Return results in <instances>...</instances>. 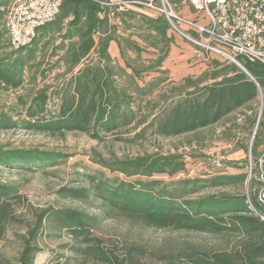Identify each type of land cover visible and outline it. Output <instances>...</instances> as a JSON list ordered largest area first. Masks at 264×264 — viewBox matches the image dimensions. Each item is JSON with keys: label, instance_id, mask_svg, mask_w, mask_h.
<instances>
[{"label": "trees", "instance_id": "1", "mask_svg": "<svg viewBox=\"0 0 264 264\" xmlns=\"http://www.w3.org/2000/svg\"><path fill=\"white\" fill-rule=\"evenodd\" d=\"M105 1L109 0H63L58 14L38 27L31 44L14 49L6 26L11 0H0V87L20 88L28 80L35 81L38 74L45 77L65 67L58 72L62 82L53 92L43 87L29 100H21L28 119H13L0 112V129L19 127L54 134L80 131L101 140L102 133L143 125L138 136H145L149 129L173 136L208 127L246 106L253 113L247 119L254 128L258 111L252 105L264 95L262 63L239 58L254 80L240 70L205 85L187 77L185 86L174 88L171 97L161 94L163 101L176 98L169 107L162 108L160 100L151 105V100L144 98L170 80L169 70L163 66L176 44V34L163 16H150L134 8L117 10L115 5H104ZM169 1L177 10L187 2ZM113 40L119 45L125 66L113 62L109 52ZM65 47L64 54L55 60ZM152 72L157 75L145 80ZM217 77L219 72L213 75ZM51 98L56 99L53 108ZM258 124L251 148L255 161L251 171L244 162L233 163L234 172L224 168L188 176L186 162L178 154L103 160L102 166L116 175L101 171L90 176L88 186L61 188L75 199L97 197L100 212L53 206L35 210L33 223L22 235L17 264H34L43 251L38 240L48 229L85 237L91 243L88 251L109 264H138V255L143 252L140 246H129L119 254L107 249L101 238L91 236L100 220L117 216L160 229L235 237L229 249L186 253L183 264H264V219L260 216L264 206L259 200L264 191V119ZM64 156L57 151L0 145V165L6 168L37 171L59 164ZM180 173L183 176L177 178ZM246 183L247 193L200 194L210 188L242 187ZM21 201L15 185L0 181V236L8 223L19 221L15 205Z\"/></svg>", "mask_w": 264, "mask_h": 264}, {"label": "rangeland", "instance_id": "2", "mask_svg": "<svg viewBox=\"0 0 264 264\" xmlns=\"http://www.w3.org/2000/svg\"><path fill=\"white\" fill-rule=\"evenodd\" d=\"M14 1L11 0L9 6ZM180 11L188 17L194 16V9L188 8L187 2L181 5ZM175 37L185 43V46L175 48V52L165 64L169 70L170 80L157 87L152 95L146 97L147 99L144 98L151 100V105L160 100L162 108L169 107L176 98L163 101L161 94L171 97L174 88L179 90L185 86L184 80L187 77L200 81V85H205L222 79L225 74L233 75L235 70L246 73L235 62L209 52L198 54L188 41L177 34ZM217 72L219 77L213 78ZM156 75L157 73L152 72L146 75L145 80H151ZM61 79V73L55 71L45 77L38 74L35 81L28 80L20 88L0 87V112H6L13 119H28L21 100H29L43 87L53 92L62 82ZM55 103L56 99L51 98L50 107L53 108ZM252 109L258 111L257 124L254 128L250 127L247 119L248 116L253 117V113L246 106L208 127L173 136L155 134L151 129L145 136H138L143 125L102 133L101 140L80 131L54 134L19 127L0 129V145L4 148H36L65 154L59 164L37 171L17 167L6 168L0 165V181L15 185L22 196V201L15 205L19 221L8 223L4 235L0 236V262L17 264L23 245L22 235L27 233L33 223L35 210L53 206L99 213L100 199L97 197L75 199L66 196L67 192L61 191V188L88 186L92 180L90 176L99 175L101 171L106 172V175H116L102 166L103 160L178 154L186 162L188 176H201L224 169L214 166L212 163L214 158H220L225 165L230 164L228 168L225 167L230 172L235 171L231 167L233 163L244 162L251 171L255 165L251 152L253 137L259 127L258 123L264 119V95L252 105ZM158 110L160 111L159 107L155 109L157 112ZM144 112H147L146 107ZM120 176L124 177L122 174ZM181 176L183 173L178 174L177 178ZM160 177L167 179L165 175ZM247 191L246 183L242 187L210 188L200 194ZM91 236L101 238L107 249L119 254H124L129 246H140L143 252L138 255V264H183L185 254L188 252L196 249L207 252L229 249L235 241L233 235L160 229L122 216L100 220L92 229ZM38 243L43 251L37 254L34 264H109L88 251L91 243L85 237L70 234L68 231L48 229L45 235L40 236Z\"/></svg>", "mask_w": 264, "mask_h": 264}, {"label": "built area", "instance_id": "3", "mask_svg": "<svg viewBox=\"0 0 264 264\" xmlns=\"http://www.w3.org/2000/svg\"><path fill=\"white\" fill-rule=\"evenodd\" d=\"M63 0H15L8 7L6 26L10 46L18 49L31 44L37 29L52 20ZM107 6L117 10L134 8L150 16H163L171 30L192 44L198 54L209 52L235 62L250 60L264 65V0H187L194 9L188 17L169 0H109ZM109 14L110 20L113 19ZM254 80V77L249 73ZM212 163L225 168L220 158ZM259 200L264 206V192ZM264 219V214H260Z\"/></svg>", "mask_w": 264, "mask_h": 264}, {"label": "crops", "instance_id": "4", "mask_svg": "<svg viewBox=\"0 0 264 264\" xmlns=\"http://www.w3.org/2000/svg\"><path fill=\"white\" fill-rule=\"evenodd\" d=\"M111 21L112 22H115V19H112ZM182 45L185 46V43L183 44L181 41H179V40L176 39V44L172 47V50L170 52V55L168 56V58L164 62V66H163L164 68H166V65L165 64L167 63L168 59L171 57L172 53L175 52V48H179ZM66 49H67V47H65L63 50L59 51V54L56 55L54 57V59L56 60L62 54H64V52L66 51ZM109 52H110V55H111V57L113 59V62H117L119 65L125 66L124 60L121 57V52H120V48H119V45H118L117 41H114L113 40V41L110 42ZM79 66H81V64ZM63 70H65V67L64 66H62L61 68H58L57 69L58 72L63 71Z\"/></svg>", "mask_w": 264, "mask_h": 264}, {"label": "water", "instance_id": "5", "mask_svg": "<svg viewBox=\"0 0 264 264\" xmlns=\"http://www.w3.org/2000/svg\"><path fill=\"white\" fill-rule=\"evenodd\" d=\"M242 69H243V68H242ZM243 70H244L246 73H248V74L250 73V72L248 71L247 68H244Z\"/></svg>", "mask_w": 264, "mask_h": 264}]
</instances>
